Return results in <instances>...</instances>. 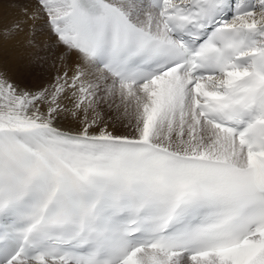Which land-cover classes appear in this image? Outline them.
<instances>
[{
	"label": "snow or ice",
	"instance_id": "snow-or-ice-1",
	"mask_svg": "<svg viewBox=\"0 0 264 264\" xmlns=\"http://www.w3.org/2000/svg\"><path fill=\"white\" fill-rule=\"evenodd\" d=\"M0 264H264V0H0Z\"/></svg>",
	"mask_w": 264,
	"mask_h": 264
},
{
	"label": "bare ground",
	"instance_id": "bare-ground-1",
	"mask_svg": "<svg viewBox=\"0 0 264 264\" xmlns=\"http://www.w3.org/2000/svg\"><path fill=\"white\" fill-rule=\"evenodd\" d=\"M8 55H13L12 53H8Z\"/></svg>",
	"mask_w": 264,
	"mask_h": 264
}]
</instances>
